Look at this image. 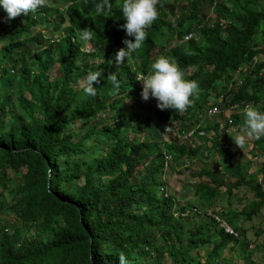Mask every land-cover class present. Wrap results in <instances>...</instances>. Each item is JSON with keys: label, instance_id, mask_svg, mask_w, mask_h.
I'll use <instances>...</instances> for the list:
<instances>
[{"label": "trees", "instance_id": "1", "mask_svg": "<svg viewBox=\"0 0 264 264\" xmlns=\"http://www.w3.org/2000/svg\"><path fill=\"white\" fill-rule=\"evenodd\" d=\"M50 1L0 21V264H119L121 255L125 264H238L226 251L245 239L239 221L264 218V167L260 178L256 172L247 177L238 164L236 178L206 167L191 171L194 192H207L211 205L218 193L225 196L199 218L167 195L163 152L183 167L205 150L155 133L174 127L173 120L184 127L202 123L220 95V110L264 109V0H159L142 48L119 66L114 53L126 38L121 0H109L107 16L95 13L99 0ZM185 24L187 32L195 25L196 36L183 41ZM36 26L50 33L47 40L32 34ZM85 28L93 33L88 51L78 38ZM161 55L198 82V95L183 113L160 110L152 98L141 109L147 105L136 78ZM242 67L246 72L234 80ZM95 70L100 81L88 97L82 81ZM229 119L242 125L238 113L229 112ZM230 123L201 124L208 149L227 160ZM261 143L264 138L254 141L253 155ZM242 187L252 203L237 198ZM254 235L264 237V223ZM240 259L257 264L251 254Z\"/></svg>", "mask_w": 264, "mask_h": 264}, {"label": "clouds", "instance_id": "2", "mask_svg": "<svg viewBox=\"0 0 264 264\" xmlns=\"http://www.w3.org/2000/svg\"><path fill=\"white\" fill-rule=\"evenodd\" d=\"M159 0H121L119 4L120 16L123 19V24L120 25L125 37L122 40L123 47L119 48L114 53V61L116 65H121L129 58V56L140 50L145 41L147 32L146 29L157 19V5ZM44 6V0H0V10L4 12V17L0 21H11L17 16L23 14L27 15L30 12H35L38 8ZM111 9L109 0H99L95 6V13L99 16H107ZM190 31H186L183 35V41L189 40L196 36L195 27H191ZM127 37H130L127 38ZM78 38L81 41H89L93 38V33L85 28L78 32ZM241 72H246V68L242 67L236 72L232 73L233 79L238 80ZM101 71H89L83 78L81 89L85 96L93 97L96 95V88L100 81ZM112 84L113 91L118 90L119 81L115 74L108 77ZM141 82L140 98L147 101L150 98L155 100L156 107L160 110L173 109L177 113H183L187 108L191 107L193 99L198 95L199 85L196 80L186 79L184 73L178 65L166 56H158L151 63L147 74L140 75L136 78ZM240 81V80H239ZM223 97L220 95L216 102L209 107L216 106L220 110L219 104ZM231 105L226 110L229 112L238 113L242 117V125L234 129L229 136L232 142L242 149L246 143L251 140H260L264 138V109L254 104H246L242 108H232ZM206 111V119L214 116H208ZM217 111V112H218ZM230 123V119L227 118ZM202 123L189 124V127H184L182 124L177 127L166 125L164 127L165 133H171L174 138L178 140L188 141L194 137H204L205 133L201 129ZM231 124V123H230ZM199 125V130L203 131V135L195 133L193 136L184 138L182 135ZM165 167L171 161L172 157L169 153L163 152ZM255 159L259 154L253 155ZM189 162H185L183 167H188ZM188 212V211H186ZM185 214V212L183 213ZM119 264H125L123 255L119 257Z\"/></svg>", "mask_w": 264, "mask_h": 264}, {"label": "rangeland", "instance_id": "3", "mask_svg": "<svg viewBox=\"0 0 264 264\" xmlns=\"http://www.w3.org/2000/svg\"><path fill=\"white\" fill-rule=\"evenodd\" d=\"M46 3L50 4V0H44ZM173 2H177V0H172ZM178 5V3L176 4ZM234 10L238 9V6H234ZM210 15L213 17V12H210ZM169 19L173 18L172 14H169L167 16ZM194 24H191V27H194ZM188 25L185 24L184 28L187 31ZM1 31V30H0ZM32 34H37L41 36V39L43 41L47 40L48 33L45 29H43L40 26L33 27L31 29ZM185 34V33H184ZM55 35V33L53 34ZM43 36V37H42ZM160 42V39H158ZM172 43V42H171ZM169 43V44H171ZM84 50L88 51L91 50L92 44L86 41L85 46L83 47ZM158 48H156L157 50ZM118 49L115 50V52ZM137 98V97H136ZM213 100V99H212ZM126 104H135V100H126ZM143 105L147 106H141L142 110H146L148 105V101H143ZM177 114L174 111V115ZM176 118V116H174ZM229 118V111L228 110H219L214 116L207 118V122H220L221 127L223 126L225 120ZM174 122L172 125L174 127H177V120H173ZM241 125L239 124H230L226 130V148L230 151V160L227 159H221L218 157V155L212 151V149H208L211 145L210 141L205 139L206 137H194L190 140L186 141L189 142L192 145L199 144L202 146V148L205 150L204 154L198 157L197 160L192 161V163L187 167H181L176 165L175 162H172V160L167 164V166L164 169V174L162 176V180L164 181V189L167 193V195H174L176 202L184 203L187 208H193L196 211H189L190 214H193V212L196 213V215L201 218L202 214H205V212H212L213 208L216 210L218 208V205L220 203L225 202L224 195H221V193H218V198L215 200H212V204L209 201V196L207 192L200 191L199 194L197 192H194V186L195 180L189 176L190 172L194 169H199L206 167L207 169L212 170H218L220 171L224 176H232V178L238 177L236 164H238L241 167V170L243 171L246 176L256 172L258 175V178L261 177L262 174V168L264 167V143H261L259 145H256V149L259 156L257 159L254 158L253 153L251 152V147L254 144L255 139L249 140L246 145L240 149L238 146H236L232 140L229 134L233 132L234 129L239 128ZM80 131V128H78V132ZM156 138L158 139H167L168 134H166L163 131V126L159 127V130L157 131ZM208 139L210 140L209 133L206 134ZM261 168V169H260ZM247 176V177H248ZM205 179V178H204ZM92 184L96 185L97 182L92 180ZM243 197V201L245 204H249L250 202H253V197L250 191L244 192L243 187L238 189L237 191V198ZM222 200V202H221ZM215 201L216 203L214 204ZM212 207V210H211ZM192 210V209H191ZM228 210V208H227ZM264 214V210L262 211ZM192 217H196L195 215H192ZM3 219H5L3 217ZM10 221H12V218L9 217ZM198 221V220H197ZM239 223L243 226L244 229H246L245 232V239L240 240L238 245L235 247L233 251H226L227 256H232L238 264H241L242 259L241 256L243 255H249L251 254V257L253 260L257 262V264H264L263 257H264V237L263 236H255V230L259 228V226H262L264 223V218H255L253 221H239ZM242 230V229H241Z\"/></svg>", "mask_w": 264, "mask_h": 264}, {"label": "built area", "instance_id": "4", "mask_svg": "<svg viewBox=\"0 0 264 264\" xmlns=\"http://www.w3.org/2000/svg\"><path fill=\"white\" fill-rule=\"evenodd\" d=\"M232 108H236V105H234ZM218 108L216 106H213L210 108L207 112L208 116L213 115L214 113H217ZM195 133H198L199 135H203V131L199 130V125H196L194 128L185 131V133L182 135L184 138L193 136ZM216 219L218 216H216ZM220 225L224 228L225 232H228L229 234H233L234 236H237V233L229 227L224 221H221Z\"/></svg>", "mask_w": 264, "mask_h": 264}]
</instances>
